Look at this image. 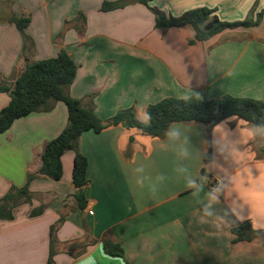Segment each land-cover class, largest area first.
<instances>
[{
    "label": "crops",
    "instance_id": "obj_1",
    "mask_svg": "<svg viewBox=\"0 0 264 264\" xmlns=\"http://www.w3.org/2000/svg\"><path fill=\"white\" fill-rule=\"evenodd\" d=\"M120 1L0 0V83L13 84L27 63L64 49L77 64L66 91L105 122L133 108L136 119L147 123L148 105L168 97L264 100V0H152L166 14L205 6L230 22L245 19L251 9L254 15L263 11L257 25L194 44L191 27H156L140 0L102 9ZM19 17L29 19L24 33L13 21ZM9 101L0 92V110ZM67 120L66 105L57 101L0 134V198L39 170L45 143ZM218 124L224 136L197 122H174L160 137L121 124L84 132L86 207L79 209L73 196L75 152L66 150L61 179H33L30 200L13 208V218H0V264H48L51 229L61 218L54 231L55 264H264V128L237 116ZM172 130L178 132L174 138ZM181 145L196 157L181 155ZM237 172L243 197L233 186ZM189 179L196 180L195 188L186 187ZM33 210L39 215L32 216ZM247 220L256 233L237 239L232 229ZM105 240L120 243L124 256L107 254Z\"/></svg>",
    "mask_w": 264,
    "mask_h": 264
},
{
    "label": "trees",
    "instance_id": "obj_2",
    "mask_svg": "<svg viewBox=\"0 0 264 264\" xmlns=\"http://www.w3.org/2000/svg\"><path fill=\"white\" fill-rule=\"evenodd\" d=\"M129 1L105 2L102 9L111 10ZM140 1L154 14L156 27L162 29L191 27L195 35L189 40L190 44L206 41L227 29L257 25L263 16V11L254 15V9H251L249 15L243 20L224 21L218 16L215 8L205 6L192 8L174 16L151 5L152 0ZM13 21L24 33L29 19L19 17L13 18ZM76 73L77 64L63 49L54 57L27 63L13 84L6 81L0 83V92H7L10 96L9 103L0 110V134L6 132L13 122L21 117L34 112L51 110L53 103L57 101L63 102L68 112V120L64 129L56 137L45 143L39 170L29 174L23 187L12 188L0 198L1 219L13 218V208L22 201L30 200L29 183L33 179L39 176L54 180L61 179L63 175L62 155L66 150L75 152L72 176L76 191L73 196L79 209L82 210L86 207L85 188L89 181L87 176L88 159L80 150V137L86 131L101 132L109 125L121 124L126 128L135 127L148 135L160 137L164 135L167 127L174 122H197L213 127L232 116H237L264 128L263 99L229 94L217 99H205L196 95L186 98L168 97L148 105L149 119L147 123H141L136 119L133 108L120 110L105 122L96 114L93 107H84L79 99L72 97L66 91V88L73 83ZM210 160L211 153L208 151L204 156V162L207 163ZM39 213L33 210L31 215L36 216ZM62 221L63 218L51 229L53 237H51L48 264H55L54 231ZM232 231L237 239H251L256 233L249 220L234 227ZM103 247L109 255L124 256V249L120 243L105 240Z\"/></svg>",
    "mask_w": 264,
    "mask_h": 264
},
{
    "label": "clouds",
    "instance_id": "obj_3",
    "mask_svg": "<svg viewBox=\"0 0 264 264\" xmlns=\"http://www.w3.org/2000/svg\"><path fill=\"white\" fill-rule=\"evenodd\" d=\"M146 120H147V116H145V121ZM214 131L220 132L221 136H224L226 134L224 132L223 126L220 125V124H217V125L214 126ZM246 131H247V134L248 135H251V130H246ZM168 135H169V137L174 138V137H176L178 135V132L176 130H172V131H170L168 133ZM178 150H179V152H180L181 155L186 156V157H189V158H195L196 155H197L196 154V151L194 149L190 150L189 148H187V147H185L183 145L179 146ZM232 154H233L234 158H236V159H241L242 156H243L242 153L236 151L235 149H233ZM244 171L247 172L248 169H244ZM261 178L264 179V172L261 173ZM201 179H206V177H203ZM232 180H233V186H234V188L236 190H239L238 192H239L240 196L243 197L245 190L240 189V184L242 183V181H241V179L239 177V172H237L236 175L232 177ZM186 187L187 188H195L196 187V180L189 179L186 182ZM214 191L216 193H220L221 192V188L218 186V187H216L214 189ZM193 195H196V193L194 192ZM207 195L210 197L211 201H213V202L217 201V196L212 195L211 193H209ZM204 214L205 215H208L209 214L208 211H207V209L205 210V213Z\"/></svg>",
    "mask_w": 264,
    "mask_h": 264
},
{
    "label": "rangeland",
    "instance_id": "obj_4",
    "mask_svg": "<svg viewBox=\"0 0 264 264\" xmlns=\"http://www.w3.org/2000/svg\"><path fill=\"white\" fill-rule=\"evenodd\" d=\"M0 150L5 152V139H0Z\"/></svg>",
    "mask_w": 264,
    "mask_h": 264
},
{
    "label": "built area",
    "instance_id": "obj_5",
    "mask_svg": "<svg viewBox=\"0 0 264 264\" xmlns=\"http://www.w3.org/2000/svg\"><path fill=\"white\" fill-rule=\"evenodd\" d=\"M89 213L92 214V211L90 210Z\"/></svg>",
    "mask_w": 264,
    "mask_h": 264
}]
</instances>
